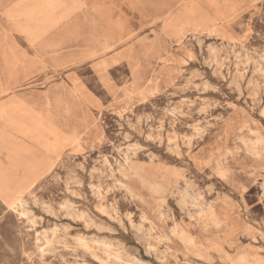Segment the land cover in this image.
I'll return each mask as SVG.
<instances>
[{
  "label": "rangeland",
  "instance_id": "obj_1",
  "mask_svg": "<svg viewBox=\"0 0 264 264\" xmlns=\"http://www.w3.org/2000/svg\"><path fill=\"white\" fill-rule=\"evenodd\" d=\"M42 78L76 149L0 264H264V0H0V80Z\"/></svg>",
  "mask_w": 264,
  "mask_h": 264
},
{
  "label": "crops",
  "instance_id": "obj_2",
  "mask_svg": "<svg viewBox=\"0 0 264 264\" xmlns=\"http://www.w3.org/2000/svg\"><path fill=\"white\" fill-rule=\"evenodd\" d=\"M47 80H0V201L4 204H13L43 183L63 156L76 149L75 101ZM42 85L49 88L38 89ZM27 86L23 91H6Z\"/></svg>",
  "mask_w": 264,
  "mask_h": 264
},
{
  "label": "bare ground",
  "instance_id": "obj_3",
  "mask_svg": "<svg viewBox=\"0 0 264 264\" xmlns=\"http://www.w3.org/2000/svg\"><path fill=\"white\" fill-rule=\"evenodd\" d=\"M11 101H12V100H11ZM6 103H7V102H6ZM10 103H11V102H10ZM14 103H15V102H14ZM12 104H13V103H12ZM14 108H15V107H14ZM4 112H5V111H4ZM9 112H10V111H9ZM26 112H27V111H26ZM2 114H4V113H2ZM7 114H8V113H7ZM29 114H30V113H29ZM29 114H28V115H29ZM5 115H6V114H5ZM14 115H16V114H14ZM14 115H13V116H14ZM18 115H19V114H18ZM23 115H25V114H23ZM19 116H21V115H19ZM11 117H12V116H11ZM29 117H30V116H29ZM16 118H17V117H16ZM25 118H26V117H25ZM34 118H35V117H34ZM3 119H4V118H3ZM31 119H32V118H31ZM35 119H36V118H35ZM27 120H28V119H27ZM0 121H1V120H0ZM15 121H16V120H15ZM33 121L36 122V120H33ZM37 121H39V120H37ZM22 122H23V121H22ZM3 123H4V122H3ZM3 123H2V124H3ZM5 123H6V122H5ZM8 123H9V122H8ZM13 123H14V122H13ZM15 123H17V122H15ZM15 123H14V124H15ZM18 123H19V122H18ZM10 124H11V123H10ZM22 124H23V123H22ZM30 124H32V123H30ZM6 125H7V124H6ZM6 125H5V126H6ZM12 125H13V124H12ZM24 125H25V123H24ZM3 126H4V124H3ZM8 126H9V125H8ZM14 126H15V125H14ZM14 126H12V127L14 128ZM39 126H40V125H39ZM17 127H18V126H17ZM22 127H23V126H22ZM7 128H8V127H7ZM10 128H11V127H10ZM13 128H12V129H13ZM23 128H24V127H23ZM29 128H30V127H29ZM31 128H32V127H31ZM31 128H30V129H31ZM19 129H20V128H19ZM34 129H35V128H34ZM36 129H37V127H36ZM46 129H47V128H46ZM15 130H16V129H15ZM17 130H18V129H17ZM21 130H22V128H21ZM39 130H40V128H39ZM51 130H52V129H51ZM13 131H14V130H13ZM22 131H23V130H22ZM33 131H34V130H33ZM53 131H54V130H53ZM14 132H15V131H14ZM30 132H31V131H30ZM40 132H41V131H40ZM49 133H50V131H49ZM7 134H8V133H7ZM47 134H48V133H47ZM5 135H6V134H5ZM12 137H13V136H12ZM41 137H42V136H41ZM43 137H45V136H43ZM31 138H32V137H31ZM31 138H29V139H31ZM43 142H44V141H43ZM24 143H25V142H24ZM38 143H41V142H38ZM26 144H27V143H26ZM44 144H46V143L44 142ZM57 145H58V144H57ZM42 146H43V145H42ZM40 147H41V146H40ZM20 148H21V147H20ZM49 149H50V148H49ZM56 150H57V149H56ZM16 153H17V152H16ZM48 153H51V151L48 152ZM53 154H54V153H53ZM57 157H58V156H57ZM12 165H13V164H12ZM5 175H6V174H5ZM9 176H10V175H9ZM10 177H11V176H10ZM17 183H18V181H17ZM5 185H6V184H5ZM17 194H18V193H17ZM23 196H24V195H23ZM21 198H22V197H20V199H18L17 201H14V200H13L14 202L12 201L13 204H11V206H13L14 204H18V203H20ZM22 203H23V202H22Z\"/></svg>",
  "mask_w": 264,
  "mask_h": 264
}]
</instances>
